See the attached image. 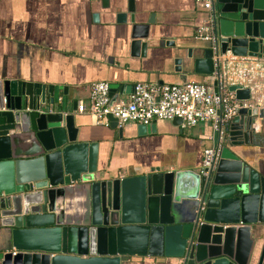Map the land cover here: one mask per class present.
Returning <instances> with one entry per match:
<instances>
[{"label": "water", "instance_id": "1", "mask_svg": "<svg viewBox=\"0 0 264 264\" xmlns=\"http://www.w3.org/2000/svg\"><path fill=\"white\" fill-rule=\"evenodd\" d=\"M124 2L132 55L144 56L152 22L136 20V0ZM212 13L220 55L264 59V0H212ZM212 57L209 48L193 71L211 76ZM109 87L111 103L117 91L126 92ZM228 91L250 100L241 85ZM67 97L54 85L4 82L0 264H121L127 257L253 264L260 240L254 231L264 227V130L255 131L257 117L264 126V109L241 110L242 124L236 116L224 128L219 161L206 176L156 167L113 177L97 168L98 144L78 139ZM154 129L140 125L138 134ZM261 238L255 264H264V233Z\"/></svg>", "mask_w": 264, "mask_h": 264}, {"label": "crops", "instance_id": "2", "mask_svg": "<svg viewBox=\"0 0 264 264\" xmlns=\"http://www.w3.org/2000/svg\"><path fill=\"white\" fill-rule=\"evenodd\" d=\"M102 1L0 0V107L5 81L62 87L68 91L67 104L78 139L98 144L99 171L113 177L119 172L121 177L134 176L137 171L156 167L199 173L203 151L214 145L210 124L183 128L172 120H156L151 123L155 124L154 131L138 134L139 124L112 128L108 120L97 125L90 116L78 114L72 105L88 104L95 82L124 88V94L116 92L117 100L126 99L137 83L210 85L213 78L193 71L194 61L202 59L210 48L209 42L198 37L206 11L197 0H136V20L152 23L148 25V38L143 40L148 43L144 56L141 52L133 56L131 12L126 2ZM229 56L227 53L225 59L230 62ZM244 88L251 90V97L264 98V93L251 84ZM262 110H257L258 114ZM260 118L256 119L257 132L264 130ZM237 119L241 125L242 117ZM254 232L260 240L251 256L253 264L258 258L264 227H256ZM121 264L178 263L165 257H127Z\"/></svg>", "mask_w": 264, "mask_h": 264}, {"label": "built area", "instance_id": "3", "mask_svg": "<svg viewBox=\"0 0 264 264\" xmlns=\"http://www.w3.org/2000/svg\"><path fill=\"white\" fill-rule=\"evenodd\" d=\"M206 11L204 24L198 29V37L209 42L212 50L214 72L210 85L187 82L184 84L152 85L137 83L131 94L123 100L111 103L110 87L107 82H95L90 88L88 104L79 102L78 114L90 116L97 125L104 124L109 117L118 125L136 123L150 125L156 120H182V127H194L201 123L210 124L218 142L203 151L199 174L206 176L214 170L220 157L224 128L241 110L264 109V98L250 97L249 101L237 100L228 91L231 85L251 86L264 93V59L251 62L230 54V62L218 53V38L214 29L212 0H197ZM234 61L232 70L229 66ZM263 79V80H262ZM216 83L218 92H214ZM251 91V90H250ZM251 96V93H250Z\"/></svg>", "mask_w": 264, "mask_h": 264}]
</instances>
